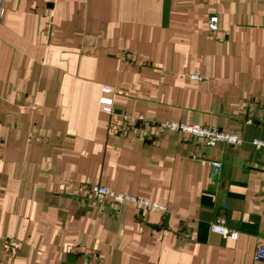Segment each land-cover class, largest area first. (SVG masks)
<instances>
[{"label": "crops", "instance_id": "0c3cea01", "mask_svg": "<svg viewBox=\"0 0 264 264\" xmlns=\"http://www.w3.org/2000/svg\"><path fill=\"white\" fill-rule=\"evenodd\" d=\"M122 112L151 124L123 134ZM166 120L242 143L206 145L162 129ZM257 141L264 0L4 1L0 264H84V250L103 264H264ZM83 184L167 209L115 210ZM224 202L227 238L211 230Z\"/></svg>", "mask_w": 264, "mask_h": 264}, {"label": "built area", "instance_id": "2783aa9c", "mask_svg": "<svg viewBox=\"0 0 264 264\" xmlns=\"http://www.w3.org/2000/svg\"><path fill=\"white\" fill-rule=\"evenodd\" d=\"M4 1L0 0V20L3 17L4 12ZM209 28L212 31L218 29V16L212 15L209 18ZM193 78L201 79V76L193 75ZM122 122L119 125V130L123 134H131L133 130L138 129L143 131L151 122L146 119L144 115H129L122 112ZM162 129L171 130L176 132H182L186 134V137L190 140H196L198 142L205 143L206 145H215L219 141L227 142L230 145H239L242 143V139L233 133L222 130L213 126H204L201 124H187L183 122L176 121H163L158 124ZM258 145H264L263 141H257ZM212 165L215 168L221 167L220 161H213ZM82 188L85 192L94 196L97 200L104 202L106 199L111 198L115 204V210H119L123 204L126 202H134L140 208H147L155 211L166 210V206L159 203L152 202L147 199H142L134 197L132 195H126L123 193H118L114 190H111L103 185L98 184H83ZM228 205L226 202L222 203L218 208V213L215 219L211 222V230L215 233L222 235L223 237H228L231 229L227 225V215L226 209ZM181 232L185 236L189 237L190 234L184 232L181 228ZM83 263L84 264H103V260L100 254L95 250H84L82 251ZM254 258L256 260H264V241L258 243L256 251L254 253Z\"/></svg>", "mask_w": 264, "mask_h": 264}]
</instances>
